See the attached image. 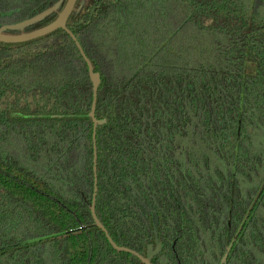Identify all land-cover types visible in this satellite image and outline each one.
<instances>
[{"label":"trees","instance_id":"1","mask_svg":"<svg viewBox=\"0 0 264 264\" xmlns=\"http://www.w3.org/2000/svg\"><path fill=\"white\" fill-rule=\"evenodd\" d=\"M66 27L100 76V224L145 257L156 213L151 264H219L264 181V0H77ZM92 101L64 31L0 43V264H142L93 226ZM225 264H264V189Z\"/></svg>","mask_w":264,"mask_h":264},{"label":"water","instance_id":"2","mask_svg":"<svg viewBox=\"0 0 264 264\" xmlns=\"http://www.w3.org/2000/svg\"><path fill=\"white\" fill-rule=\"evenodd\" d=\"M62 3H63V0H59L52 7L46 9L45 11L41 12L40 14H38V15H36L30 19H27V20L20 22L18 24L0 27V43L16 44V43L29 42V41H33V40H36L38 38L44 37L46 35H49L56 30L64 31L70 37V39L73 41L77 50L79 51L81 58L83 59L85 65L87 67L89 79H90V82L92 84L93 101H92L91 111L89 113V118L91 119L92 124H93V179H94V184H93L92 201H91V204L89 206V209H90L91 217L93 220V226L96 227L97 229H99L104 234L108 243L110 244V246L115 251L133 255L142 264H151L150 263L151 260L154 257H156L161 251V245L158 242L157 229H158L159 223H158V217H157L156 213L152 214V226H153V234H154V239H155V248H153V246H148L145 257H142V256L136 254L135 252H132L128 249L120 248L117 245H115L114 242L112 241V239L110 238L108 232L100 224V222L97 219V216L95 214V200H96V194H97V171H96L97 152H96L95 136H96L97 127L103 125L105 123V121H97L95 118V103H96V97H97V88H98V85L100 83V76H99V74L94 73L92 65H91L90 61L87 59V57L85 56V54L83 53L82 48L79 45L78 41L76 40L74 35L66 27V23H67L69 17L71 16V14L74 10V7L77 3V0H66L62 9L57 14L56 19L52 23H50L49 25H47L43 28L34 30L32 32H29V33H21L19 35H12V34L8 33V32H18V31L22 32L24 29L31 27V26L43 21L46 17H48L52 13L57 12L60 9ZM263 189H264V181L260 185V187H259L249 209H248V212L243 219L242 225L239 227L236 235L233 237L231 244L225 248L224 255L221 258L219 264H225L233 243L235 242L238 234L240 233V231L243 227V224L247 220L250 211L254 207V205L257 202L261 193L263 192Z\"/></svg>","mask_w":264,"mask_h":264},{"label":"flooded vegetation","instance_id":"3","mask_svg":"<svg viewBox=\"0 0 264 264\" xmlns=\"http://www.w3.org/2000/svg\"><path fill=\"white\" fill-rule=\"evenodd\" d=\"M235 235H236V233H235ZM235 235H234V236H235ZM238 235H239V234H238ZM234 236H233V237H234ZM237 238H238V236H237ZM237 238H236V240H237ZM232 239H233V238H232ZM236 240H235V241H236ZM231 242H232V241H231ZM230 244H231V243H230ZM233 244H234V243H233ZM232 246H233V245H232ZM231 248H232V247H231ZM160 252H161V251H160ZM158 255H159V254H158ZM227 258H228V257H227Z\"/></svg>","mask_w":264,"mask_h":264}]
</instances>
